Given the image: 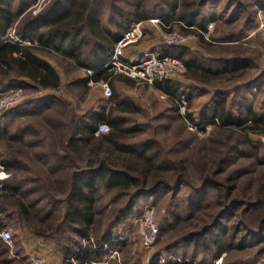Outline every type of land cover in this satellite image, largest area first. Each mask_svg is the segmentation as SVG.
<instances>
[{
	"label": "trees",
	"instance_id": "1",
	"mask_svg": "<svg viewBox=\"0 0 264 264\" xmlns=\"http://www.w3.org/2000/svg\"><path fill=\"white\" fill-rule=\"evenodd\" d=\"M155 1L151 11L157 15L147 13L144 0H52L37 16L28 15L18 24V44L0 37V93L14 88L56 94L67 90L56 70L40 58L51 52L62 57V61L57 58L58 63L68 74L94 72L85 83L76 82L77 86L109 78L113 84L133 85L129 79L113 78L103 67L132 22L153 18L184 34L196 33L191 28L203 30L209 23L216 26L214 32L225 38L224 43L213 46L222 60L206 63L184 47H165L162 54L182 60L188 71L207 73L209 77L201 76L202 80L237 81L254 69L248 55L254 53L253 48L237 42L254 29L258 12H264V0ZM154 87L172 104L159 115L165 117L168 111L170 119L178 123L167 152L148 136L150 129L161 125H130L141 108L135 100L115 93V86L105 114L87 112L77 119L60 94L27 100L7 114L2 121L41 109L39 112L53 115L60 128H68L70 135L63 144L58 137L61 146L54 147L65 154H35L36 160L30 164L28 153V160L20 159L23 151L44 149V141L37 139L27 145L23 140L27 129L21 125L17 135L6 126L0 129V146L6 152L0 155V166L11 176L0 182V230L8 219L29 229L36 238L53 240L61 264H127L123 257L126 225L141 204L167 196L174 222L184 219L193 223L189 231L182 230L180 244L213 252L211 262L223 255H241L250 262L264 258V156L257 146L256 154L248 151L254 149L249 134L264 133V115L248 103L246 95L243 103L228 107L229 95L217 92L199 120H217L212 137L188 149L185 122L176 103L181 96L189 101V96L171 82H156ZM249 87L245 86L251 90ZM188 119L196 123L190 115ZM101 124L110 130L96 137ZM50 127L53 131L57 128L55 124ZM243 158L251 162L239 163ZM190 159L198 164L193 165ZM193 168L197 188L190 182ZM177 248L168 247L164 253L173 254ZM114 254H119L118 260L111 259ZM173 256L153 264H180L179 256ZM0 264H20L9 256L1 240Z\"/></svg>",
	"mask_w": 264,
	"mask_h": 264
},
{
	"label": "rangeland",
	"instance_id": "2",
	"mask_svg": "<svg viewBox=\"0 0 264 264\" xmlns=\"http://www.w3.org/2000/svg\"><path fill=\"white\" fill-rule=\"evenodd\" d=\"M144 1L146 2L143 4L148 8L146 10L147 13H149L150 15L151 14L157 15V13H153L154 10L151 11L157 2L155 0H144ZM261 13H264V12L259 11L257 14V21H256L257 23H258L259 15ZM257 23L254 29L256 28ZM214 29H216V26ZM197 41L198 39L196 40V43ZM217 43H220V42H217ZM221 43H224V41H222ZM243 44H246L247 46H250L253 48L254 53L248 54V55L250 57V61L252 65L254 66V69L250 70L249 73H247L246 75H244L241 79L237 81H227L226 79H225V82H222L220 80L207 81L208 82L207 85L211 89L223 90L224 94L229 95L227 98L228 103H229L228 107L234 104L236 106L238 103H243L242 97L243 95H246V97L248 98V103L252 105L253 107L259 109V112H262L261 114L264 115V34H257L250 41L243 43ZM185 75H186V69H185V73L181 77H184ZM112 76L113 78H116V77L124 78L121 76H114V75ZM75 84H72L70 86L68 85L66 86L64 84L63 86H65L67 90H61L59 94L62 96L64 100H66L72 106L73 112L76 114L77 119H81L82 118L81 114L85 113V109H87L89 106H92L90 105V102H92L93 99L90 98L91 93L88 91L89 90L88 88L83 90L84 89L83 86L79 87ZM136 84L134 83V85H130V84L121 83V82L116 83L115 93L119 94L121 97L122 96L128 97V95L131 96L129 98H132L133 100H135L138 106L141 108L140 112L137 115L132 117V122L130 123V125H133L134 123H136L140 125L153 124L156 127H158L159 125L162 126L155 130L150 129L148 136L153 137L155 140H158V142L161 143V149L167 152L168 148L172 145L173 140L175 139L174 135H175V131L177 130L178 123H175L174 119L172 120L170 119L168 111L165 117H161L160 115L162 114L164 110L171 109V106H172L171 101H169V98L167 96H164V95L159 96L158 94H154V92L151 91L152 86L146 85L144 83H139L137 85ZM248 84H250L249 88L251 90H248L245 88V86ZM73 87H76V89ZM18 89H21L23 91L26 97L25 102L27 100H41L46 97L45 93L42 94L39 91L25 90L23 88H18ZM65 91L67 92L69 96L63 95V92ZM92 91H97V89H93ZM113 94H114V89H113ZM216 95L217 94H215L214 96L210 98L201 97L202 99L200 97L193 96L191 101L190 99L189 101L187 100L188 115H190L196 122H199V120H201V117L205 115V112L210 109V106L213 103ZM108 106L110 107V105H107V107ZM38 108H42V107L38 106ZM33 111L30 113L25 112L26 115L24 116L18 115L17 113L16 115H13V117H11L10 121L6 122V128L14 134L17 133L18 127L20 125L23 128L27 129L26 134L23 135L24 136L23 140L24 142H26V144L30 143L33 140H37V139L44 141L43 143L44 149L37 148L33 150V148H30V149L28 148L27 149L28 151L27 150L23 151L24 149H22L24 154L21 155L20 159L25 161L27 159L26 154L28 153L29 156L31 157L30 164H34L36 160V159L35 160L33 159L35 154H41V153H47V154L51 153L52 154L54 152H57L58 153L57 155L65 154L63 152V149L61 150L58 147L61 146L59 144L60 142H62L63 144L68 141L69 135H70L69 129L60 128L59 124L56 123V121H53L55 120V117L53 115H50L52 116V118H50V116L47 115L46 112L44 113L39 112L41 111V109H37L34 112ZM178 113H179V110H178ZM158 116H160L161 118L160 117L157 118ZM63 118H62V121L64 122ZM52 121L53 123H51ZM182 121L184 122V120ZM192 123H195V122H192ZM51 124H55L57 126L55 131L51 129L50 127ZM64 124L67 125V123H64ZM213 129L214 127L212 128V130ZM28 130L29 131L31 130V131L28 132ZM212 134H213V131H211L210 134L206 138L199 137L197 135H194L193 133H190L187 130V126H186V130L184 131V136H187L189 140L190 145L188 149L191 147L196 148L199 144H202L204 141L212 137ZM261 134L263 133L249 134L248 136L249 142L252 143L251 147L254 148L252 149V153H251V150H248L249 154H252V155L256 154V150L258 147L260 154H261L260 156L262 157L264 156L263 155L264 154V143L262 142L263 140H262V137L260 136ZM58 137H60L59 143L56 142ZM4 138L9 139V137L7 136ZM53 143H55L56 145H53ZM17 146L18 144L16 142V147ZM55 146H58L57 148L59 149V151L55 150L54 148ZM5 153L6 152L3 151V147L0 146V155L5 154ZM0 161H1V158H0ZM27 162L29 163V161ZM250 162L251 160L244 159V158L239 161V163L243 165L249 164ZM192 164L197 165L198 162L194 159L192 160ZM0 168H3V166H0ZM195 168L191 169L193 176L190 178V182L194 185L195 188H197L196 181L198 180V178H197V174H195L196 172ZM6 174L8 173L6 172ZM0 188H1V184H0ZM168 200L169 199L167 196H161L156 199H151L148 203L145 202L144 204H141L140 208L137 210L136 216L132 218L129 224L126 225L125 232H124L125 234L123 236V240H125L126 242V247L123 251L124 252L123 257H124V261L127 262V264H153L155 260L171 259L174 257L173 254H176V256H179V260H181L180 264H264V258H260V259L250 262V260L248 259L246 260L245 258L243 259L241 255L231 256L229 258L223 255L222 258H220L218 261L211 262L209 258H212L214 254L213 252H208L201 248L193 249L192 247L184 246L182 243L180 244L179 240L181 239L182 232L185 230L186 232L189 231L193 223H190L191 221L189 222L187 220L182 221L184 219H182L181 221L174 222V219H172V216H171L170 202ZM147 206L152 207L153 213L156 216V221L158 223V228H159V238L157 242L155 243V245L152 247V249L149 251H146L141 247V243L137 235V222L139 221V219H141V217L145 213ZM1 228L2 229L8 228L12 230L14 239H15V244H16V252L18 253L22 252L20 249L21 243H23L22 241L28 243V241H26L27 236L36 239V237H34L31 234L29 229H27L24 226H20V225L17 227L15 226V223L13 221H10L8 219L3 220V224ZM37 239L42 244H45V246H47V249L48 247L52 248V250L56 253L57 258H58L57 246L53 240H45V239H40V238H37ZM178 246L180 247V249L177 248ZM168 247H176L177 251H175L173 254L167 253V252L164 253ZM20 256H24V254ZM112 258L115 260H118L119 254H114ZM241 259H243L244 261Z\"/></svg>",
	"mask_w": 264,
	"mask_h": 264
},
{
	"label": "built area",
	"instance_id": "3",
	"mask_svg": "<svg viewBox=\"0 0 264 264\" xmlns=\"http://www.w3.org/2000/svg\"><path fill=\"white\" fill-rule=\"evenodd\" d=\"M47 0H38L39 6L45 4ZM156 26L163 31L162 44L165 47H184L191 48L195 46L198 36L202 37L206 42L217 44L212 40L215 25L209 23L203 30L191 28L196 33L183 34L178 30H171L172 24H166L161 19H152L145 22H132L129 28L115 42L111 56L103 70L114 76H121L132 81L144 83L149 86L155 85L156 82H170L180 78L185 73V65L182 60L171 56H162L155 53H146L141 56L136 62H128L124 59L127 49L141 43L145 36V25ZM264 34V13H261L258 18L256 28L251 31L245 38L237 43H246L255 35ZM89 76L94 75V72L89 71ZM101 91L106 99H110L113 95L112 88L109 84L101 85ZM25 95L21 89H12L5 93H0V122L12 110L21 106L25 102ZM179 114L184 120L187 130L199 137H207L217 120H205L192 123L188 119L187 99L181 96L177 101ZM109 127L106 124L98 126L95 136L107 134ZM264 143V133L260 135ZM10 175L6 174L3 168H0V182L6 181ZM137 235L139 237L141 247L149 251L155 245L159 238V228L156 221V216L153 213L151 206L146 207V211L137 222ZM0 240L8 247L9 256L17 260L20 264H61L58 260H50L39 254L28 253L22 257L16 252V244L14 235L11 229L4 228L0 230ZM111 259H113L111 257ZM96 264V263H91Z\"/></svg>",
	"mask_w": 264,
	"mask_h": 264
},
{
	"label": "crops",
	"instance_id": "4",
	"mask_svg": "<svg viewBox=\"0 0 264 264\" xmlns=\"http://www.w3.org/2000/svg\"><path fill=\"white\" fill-rule=\"evenodd\" d=\"M52 0H47L45 4L42 6H39L38 0H0V37L3 38L4 42L7 43H17L18 40V24L25 19L26 16L30 15L31 17L37 16L39 13H41L44 8L51 2ZM5 17L6 18L5 20ZM7 22H9V26L7 25ZM24 29V28H23ZM175 30H179L178 28H175ZM145 32L146 36L144 40L139 43L138 45H135L133 47H130L126 50L124 59L128 62H136L138 59L141 58L142 55L146 53H155L157 55H162L165 51V46H163V31L161 28H158L156 26H151L149 24L145 25ZM22 33V31H21ZM212 40L215 42L224 41L225 38L220 35L219 33L213 32L212 34ZM203 42H206L203 39ZM25 46H30L29 42H23L22 43ZM211 44V46L205 45L204 43H200V40L198 38L197 43L195 46L189 48L191 52L195 56H199V58H202L203 60L207 62H218L219 60H222V56L219 57L215 54V48L213 46H216L217 44ZM15 58H18V54H14ZM40 58L42 61L46 62L47 64L51 65L58 75L61 78L62 85H72L76 82H84L90 78L88 75V70L83 71H75L71 73H67L58 63L59 61H62V57L58 56L55 53L51 52L50 56L46 55H40ZM58 58V59H57ZM107 63V62H106ZM92 72V71H91ZM188 76L180 77L177 79H174L171 82V84H174L179 91L187 93L189 96L190 101L192 100V97H203V98H210L214 96L217 92H223V90L220 89H211L207 85V81H211L208 79H201V76H205V78L209 77L207 73H202V71H199L195 73V69H190L189 71L186 70ZM189 72V73H188ZM193 76L197 77L198 80L193 79ZM18 79V77H16ZM1 80V77H0ZM25 80V79H24ZM27 80V79H26ZM73 80V81H71ZM73 82V83H72ZM112 79L109 78L108 80L100 79L98 82L90 81L87 86H83V90L86 89V87L89 89L88 91L91 93L90 98L93 99L92 102H90V105L87 109H85V113H82L81 116L83 117L87 112L99 114V113H107L108 107L107 102L109 99H106L101 91V85L102 84H109L110 87H114L115 83H112ZM134 82V81H133ZM72 83V84H71ZM135 84L137 82H134ZM139 84V83H137ZM136 84V85H137ZM134 85V84H133ZM65 87V86H64ZM80 87V85H79ZM111 87V88H112ZM76 89V87H73ZM16 89V88H14ZM93 89H97V91H92ZM12 90V89H10ZM9 91V90H8ZM42 94L45 93L46 97L48 96H57L59 93L56 94L54 91H42L38 90ZM151 91L154 92V94H158L159 96H166L162 91L158 90L156 87L152 86ZM44 94V95H45ZM63 95H68L67 92H63ZM69 96V95H68ZM131 97L128 95V98ZM132 99V98H130ZM202 99V98H201ZM200 100V99H199ZM109 105V104H108ZM11 117L9 119H6L2 121L0 124V129H2L4 126H6V122L10 121ZM26 241L28 243L22 241L21 243V254H24L26 256L28 253H36L39 254L47 259L50 260H58L56 253L52 250V248L47 249V246L45 244H42L37 238H31L27 236ZM22 256V257H24Z\"/></svg>",
	"mask_w": 264,
	"mask_h": 264
}]
</instances>
